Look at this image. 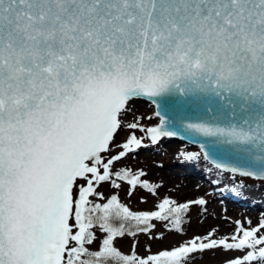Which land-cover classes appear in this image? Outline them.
<instances>
[{
  "label": "snow or ice",
  "instance_id": "6c2138e0",
  "mask_svg": "<svg viewBox=\"0 0 264 264\" xmlns=\"http://www.w3.org/2000/svg\"><path fill=\"white\" fill-rule=\"evenodd\" d=\"M145 98L172 114L145 127L133 108ZM120 130L145 135L117 144ZM197 136L186 161L264 179V0H0V264H187L218 248L247 249L224 264H264V220L147 257L115 246L153 220L183 233L181 214L207 201L133 212L98 187L155 194L142 170L116 165L145 138Z\"/></svg>",
  "mask_w": 264,
  "mask_h": 264
},
{
  "label": "rangeland",
  "instance_id": "374dc122",
  "mask_svg": "<svg viewBox=\"0 0 264 264\" xmlns=\"http://www.w3.org/2000/svg\"><path fill=\"white\" fill-rule=\"evenodd\" d=\"M133 108L135 112L141 111L137 113L143 117H152L151 120H141V123L145 127L155 126L159 123V119L154 115L156 112L155 106L150 102L139 100ZM131 131H135L138 137L145 135L139 130H120L115 136L116 143L120 144L124 142ZM159 142H161L160 145H151L150 140L145 138L144 144L148 145L147 147H141L135 152L129 153L127 157L116 165L117 169L126 166L134 174L142 170L145 176L141 177V179H147L149 183L156 186L155 194L137 186L131 190V195H129L130 186L124 181H117L121 184L119 189H113L109 183L105 182L98 187L97 191L104 194L105 200L111 195H117L118 199L133 212L158 211V204L166 197L176 201L177 204L201 197L207 203L205 205L193 204L186 213L181 214L183 218L181 225L183 233L173 230V225L171 224L173 217H170L169 221H150L154 227L148 233L137 232L136 236L126 235L123 238H118L115 246L123 254H132V246L135 244V253L140 257H147L149 254H158L162 250H171L193 237H203L213 229L218 230L217 236L220 237L231 234L235 230L236 225L234 221L236 220L244 221L247 218L251 221L252 227H255L261 220H264V179L259 180L224 172L203 158L191 161V163L186 162L178 153L191 150L201 152V149L191 146L188 142H183L181 138H165V140ZM173 143L177 144L178 149L174 145V152H169V156L166 155L160 161L158 158H160L161 151L158 149L162 148L163 151H170ZM159 146L160 148H158ZM120 150L116 149V152ZM111 154L114 155L116 153L113 152ZM152 154H155V157H152ZM175 161L177 164L174 165ZM160 162H163L164 165H161ZM207 167H210L214 174H209L208 171H205ZM183 168H186L188 171L187 181L189 184L197 182L195 188L187 189L185 185L186 181H184L183 173L181 172ZM199 172L204 173L208 178L200 175ZM169 175L174 176V179L169 177ZM216 182L219 183L218 187L215 186ZM227 188H231L230 190L233 191L235 196H239V194L234 192L239 193L247 190L248 192H244V194L250 198L244 204L232 201L233 204L231 205V200L228 199L230 196L227 193L229 192ZM219 189H223V192L218 197L216 192ZM251 192L254 195H251ZM105 200L98 202L103 203ZM132 223L134 225L135 222ZM245 227H248V225L245 224ZM150 237L152 238L150 239ZM96 248L97 244L91 246V250H95ZM246 251L247 249L243 252H225L219 248L205 250L191 254L187 264H224L226 260L242 256ZM253 264H258V262H253Z\"/></svg>",
  "mask_w": 264,
  "mask_h": 264
},
{
  "label": "bare ground",
  "instance_id": "6f19581e",
  "mask_svg": "<svg viewBox=\"0 0 264 264\" xmlns=\"http://www.w3.org/2000/svg\"><path fill=\"white\" fill-rule=\"evenodd\" d=\"M136 112H141V111H136ZM165 140V139H164ZM160 143L161 142H159L158 144L160 145ZM174 145H176V148H177V144H175V143H173L172 145H171V147H170V151H163V149L161 148V149H158V148H160V146L157 148L159 151H161V153H160V158H158V159H160V161H162V158H164L166 155H168L169 156V152H171L172 151V153L174 152V149H175V146ZM178 149V148H177ZM152 157H155V154H152ZM161 163V165H164V163L163 162H160ZM175 164H177L176 163V161L174 162V165ZM206 170L209 172V174L211 173H213L214 174V172L211 170V168L210 167H207L206 168ZM182 173H183V179H184V181H186V186H187V189L188 190H190V189H192V188H195L196 187V185H197V182H195V183H191V184H189V182L187 181L188 180V171H187V169L186 168H183L182 169V171H181ZM215 174H216V172H215ZM169 177H171V178H173L174 179V176H171V175H169ZM231 188H228V190H230ZM244 192H248L247 190L246 191H241V192H234V193H237V194H239V195H243V196H247L246 194H244ZM220 193H222V191L220 190V191H218V192H216V194H217V196L219 197L220 196ZM251 195H254V193L253 192H251ZM229 200H231V205L233 204V202H237V203H241V204H244V202H246V201H248V198H243V197H240V199H235V198H233L232 196L231 197H229L228 198ZM233 201V202H232ZM242 206H246V205H242ZM249 206V205H248Z\"/></svg>",
  "mask_w": 264,
  "mask_h": 264
},
{
  "label": "water",
  "instance_id": "95a60500",
  "mask_svg": "<svg viewBox=\"0 0 264 264\" xmlns=\"http://www.w3.org/2000/svg\"><path fill=\"white\" fill-rule=\"evenodd\" d=\"M140 100H143V101H146V102H150L149 100H147L146 98L145 99H140ZM139 101V100H138ZM153 104V106H155V109L156 111H161L162 114H164V110L167 108L168 112H169V115H171V108H172V105L169 103V104H165V101L164 99L162 98H157V102L156 103H153V102H150ZM157 104H160L161 107L158 108L157 107ZM157 119H159L158 117H156ZM184 140V139H183ZM186 141V140H184ZM206 141V138H203V137H199L197 136L195 141H186L188 143L191 144V146H195V147H199L200 148V143L202 142H205ZM223 146H216V147H213L210 143L208 144V147L206 148L207 151H209L210 153H219L221 148ZM208 161L211 162V159H209ZM212 163V162H211ZM252 178H255V179H260V178H257V177H252Z\"/></svg>",
  "mask_w": 264,
  "mask_h": 264
}]
</instances>
